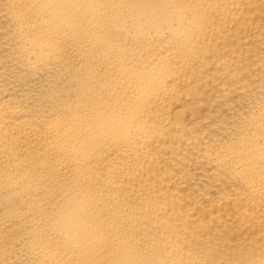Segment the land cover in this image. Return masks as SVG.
<instances>
[{
	"label": "bare ground",
	"instance_id": "bare-ground-1",
	"mask_svg": "<svg viewBox=\"0 0 264 264\" xmlns=\"http://www.w3.org/2000/svg\"><path fill=\"white\" fill-rule=\"evenodd\" d=\"M0 264H264V0H0Z\"/></svg>",
	"mask_w": 264,
	"mask_h": 264
}]
</instances>
